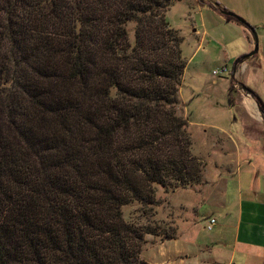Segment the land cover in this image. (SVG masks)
<instances>
[{
    "label": "trees",
    "instance_id": "obj_1",
    "mask_svg": "<svg viewBox=\"0 0 264 264\" xmlns=\"http://www.w3.org/2000/svg\"><path fill=\"white\" fill-rule=\"evenodd\" d=\"M175 1L0 0V264H151L145 235L173 238L123 207L203 181Z\"/></svg>",
    "mask_w": 264,
    "mask_h": 264
},
{
    "label": "rangeland",
    "instance_id": "obj_2",
    "mask_svg": "<svg viewBox=\"0 0 264 264\" xmlns=\"http://www.w3.org/2000/svg\"><path fill=\"white\" fill-rule=\"evenodd\" d=\"M213 1L218 4L220 1L227 10L241 16L249 23L258 21L255 28L258 50L257 55L250 61L259 62L264 58V0ZM197 3L198 0L175 1L166 11L165 17L183 37L181 51L186 60V67L179 99L183 104L182 115L187 116L189 121L188 131L193 143L192 153L204 161L203 181L201 184L179 188L175 193H165L163 188L158 186L157 204L147 214H143V207L140 208L137 204L123 207V215L126 219L158 226L161 234L170 232L169 234L173 235L171 239H165L164 235H145L146 241L141 250L142 257L151 264H173L183 259L184 253H173L176 238L181 246L192 248L193 255H196L195 251L198 252V248L206 247L205 243L210 244L211 241L215 247L227 246L228 249L233 247L236 241L242 244L248 236L245 237L241 232L240 240H237L240 224L242 230L244 223L249 222L247 220L249 214L254 213L252 211L256 213L257 210L260 212L259 207L264 204V127L257 129V132L251 131L253 133L250 135H245L241 133L243 126L238 112L235 109L226 111L229 108L227 92L231 88L233 60L227 62L223 51L230 49L232 45L236 47L234 42H230L235 37L232 31L234 27H231L234 25L225 24L224 16L218 12L216 14L219 18L216 21L220 19L223 21L217 24L208 13L209 10L212 12L214 10L208 4L200 6ZM204 23L209 31L207 36L202 35ZM133 26L132 22L127 25L130 38L133 37ZM228 42L230 45L226 46ZM252 50L253 47L246 53ZM221 67H225L227 72L217 76L212 74L213 70L221 69ZM254 87H258L264 100V86L257 82ZM212 101L222 103L213 112L208 108ZM227 119L230 120L229 123ZM213 123L232 128L235 143L233 144L226 135L221 133H204L203 130L215 129L211 126ZM234 168L237 172L228 176L230 172L227 170ZM257 172L260 177L259 186L255 182ZM224 181H227V194L223 204L220 201ZM240 183L243 186L241 190L243 200L247 202L250 199L249 195H254L253 200H255L257 193L256 200L260 201L259 203L254 201L257 207H248L246 203H243V216H240V196L236 189ZM246 188L250 189L252 194H249ZM262 215L264 211L253 215L251 223L256 226L259 223L264 224ZM210 217L216 219V224L211 230H207L206 226ZM255 225H253L254 228ZM262 241V236L250 238V242ZM240 252L238 250L235 256L236 263L240 261L238 258Z\"/></svg>",
    "mask_w": 264,
    "mask_h": 264
},
{
    "label": "crops",
    "instance_id": "obj_3",
    "mask_svg": "<svg viewBox=\"0 0 264 264\" xmlns=\"http://www.w3.org/2000/svg\"><path fill=\"white\" fill-rule=\"evenodd\" d=\"M218 2L221 4V6L219 4V7L225 8L223 6V3H221L220 1ZM213 10L214 12L209 10L210 12L208 13H210L211 16L209 15L208 16L213 21L214 20L216 21L219 18L218 15L216 14L217 12L219 13V10H215V9ZM222 21L223 20L220 19L219 21H216V23L218 24L221 23ZM224 23L227 25H234L231 27H234L232 28V31L234 32L235 37L230 42H234V44L236 45V47L232 45V47L230 46V49H224L223 51L224 57L226 58L227 62H231L233 60V71L231 72V82H230L231 83L230 87L232 89H229V91L227 92L228 103L227 101L226 103L229 108H227L226 111H231V110L234 111L235 109L238 112L239 117L241 118V125L243 126V128H241V133L245 135H250L254 131L257 132V129L264 127V110L261 109L260 107V102L263 103L264 105V100L261 97L258 87H254L257 84V82L261 83L262 86H264V58L260 59L259 62L258 61L252 62V60L250 61V59H252L254 56L257 55L256 53L255 55L247 59H242L243 56L247 54L246 52H248L253 47L252 36L247 30H244V27L241 24L235 22L234 20L228 21L225 19ZM257 23L258 21H255L253 23L250 22L249 24H251L254 28H257L256 27ZM208 33L209 31L204 23L202 35L207 36ZM230 42H228L227 45L226 44L225 45L226 46L230 45ZM213 101L212 104L208 105L209 110L212 112L216 111L219 105H222V103H218V102L213 103ZM229 122L230 120L227 119V123ZM211 126L215 129L210 131L203 130L204 133H208V132L221 133L226 135V137L229 138V140H231L233 144L235 143L234 142L235 135L231 131L232 128H228L226 127V125H219L216 123H213ZM227 172H230L227 174L228 176H232L237 171L236 168H234L232 170H227ZM259 178L260 177L258 176V172H257L255 176V182L257 186H259L258 185L260 181ZM226 182L227 181H224L223 183L222 198L220 201V203L223 204L227 194ZM242 187L243 186L240 183V185H238V188H236L240 196V206H241L240 216H243V206H242L243 203H246V206L248 207L251 206L257 207V204L254 202L257 198V193L255 200H253L254 195L251 196L249 195L250 199H248V201L246 202L241 197ZM250 189H252V187H250ZM250 189L246 188L245 190L248 191L249 194H252ZM175 192L177 191L171 193H175ZM256 202L259 203L260 201L256 200ZM259 208L261 209L260 212L264 211V204H261V207ZM252 212L254 213L249 214V217L247 218L249 222H247L246 224L244 223L243 229L241 230V224L239 227L237 240L238 241L240 240L241 232L244 234L245 237L248 236L244 240V242H242V244H239L236 241L235 245L228 249L227 246L215 247L214 245H212L213 241H211L210 243L211 245L209 243H205L206 247L198 248V252L195 251L196 255H193V249L188 248V246L185 247L181 246V243L179 244L178 239L176 238L174 240L173 253L174 254L184 253V255H183V259H180L178 262H175L173 264H264V224L259 223V225L256 226L255 224L251 223L252 220L251 217L255 214L258 215L260 213L258 212V210L256 213L255 211ZM262 218L264 219V215H262ZM253 225H255L256 229L254 228ZM252 236L254 237L262 236L263 241L260 243L250 242V238ZM238 250L241 251L238 257L240 261L239 263H236L234 260Z\"/></svg>",
    "mask_w": 264,
    "mask_h": 264
},
{
    "label": "water",
    "instance_id": "obj_4",
    "mask_svg": "<svg viewBox=\"0 0 264 264\" xmlns=\"http://www.w3.org/2000/svg\"><path fill=\"white\" fill-rule=\"evenodd\" d=\"M218 10H219V13L222 14L224 17L231 18L235 22H238L239 24H241L252 36L253 50L250 53L245 54L242 59H247V58L255 55L257 53V50H258V41H257V35L255 32V28L251 24H249L244 18H242L241 16L235 14L234 12H232L230 10H227L226 8L219 7Z\"/></svg>",
    "mask_w": 264,
    "mask_h": 264
},
{
    "label": "built area",
    "instance_id": "obj_5",
    "mask_svg": "<svg viewBox=\"0 0 264 264\" xmlns=\"http://www.w3.org/2000/svg\"><path fill=\"white\" fill-rule=\"evenodd\" d=\"M227 72V69L225 67H221V69H215L212 71V74L217 76V75H221L223 73H226ZM216 224V219L213 218V217H210L209 220H208V224L206 226V229L207 230H211L212 227Z\"/></svg>",
    "mask_w": 264,
    "mask_h": 264
}]
</instances>
